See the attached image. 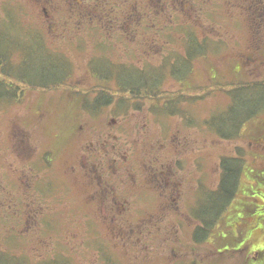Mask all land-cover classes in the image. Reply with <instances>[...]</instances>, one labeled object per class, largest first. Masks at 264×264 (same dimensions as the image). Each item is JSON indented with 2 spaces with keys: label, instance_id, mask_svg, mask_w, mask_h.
<instances>
[{
  "label": "rangeland",
  "instance_id": "374dc122",
  "mask_svg": "<svg viewBox=\"0 0 264 264\" xmlns=\"http://www.w3.org/2000/svg\"><path fill=\"white\" fill-rule=\"evenodd\" d=\"M113 1L108 3L112 24L107 18L92 22L79 35L83 48L62 49L51 47L59 41L49 34L35 0H0V35L10 43L34 42L26 47L59 56L49 59L60 69H40L42 59H37L25 75L37 80L46 73L48 86L17 82L18 90L11 88L9 95L20 93L18 99L0 98V252L22 256V264L54 256L65 258L57 264H264L260 254L250 252L249 238L239 245L253 216L264 217V106L228 138L209 122L226 111L227 91L236 83L264 85V0H128L126 8ZM10 19L13 26L6 30ZM115 24L123 26V34L110 26ZM98 40L103 45L94 49ZM14 51L11 59L19 63L23 53ZM134 83L135 90H123V104V85ZM100 87L112 94L109 114L89 107ZM254 94L250 103L263 92ZM110 117L117 124L107 142L120 149L117 163L130 169L128 186L142 188L141 218L133 208L127 217L140 221H82L80 216L84 205L73 179L80 160L76 153L67 158L64 147L80 148L88 128L98 132ZM52 145L59 149L47 152ZM150 154L157 156L158 167L180 172L181 190L171 199L175 207L148 177ZM226 157L240 162L229 198L233 208L222 211L210 234L201 236V221L193 216H201L205 195L217 188ZM59 176L69 185L58 186Z\"/></svg>",
  "mask_w": 264,
  "mask_h": 264
},
{
  "label": "flooded vegetation",
  "instance_id": "af4514ba",
  "mask_svg": "<svg viewBox=\"0 0 264 264\" xmlns=\"http://www.w3.org/2000/svg\"><path fill=\"white\" fill-rule=\"evenodd\" d=\"M36 4H39L42 8V11L45 16V27L49 30V34L54 35L53 39L58 40L59 43L52 44L51 47H57L62 49L72 48V49H81L84 46L81 41L78 40L79 35L85 32V26L89 27V24L92 22L100 23V19L107 18L110 24H112V9H109L108 3H111L112 0H60L59 4L54 5L52 0H35ZM123 2V8H126V2L128 0H120ZM146 1V0H145ZM150 2H160L163 0H147ZM165 1V0H164ZM173 4L178 2H187L188 0H167ZM195 2V0H191ZM214 1V0H213ZM233 1V0H230ZM63 2V3H62ZM113 2H116L114 0ZM13 8L15 5H12ZM114 8V7H113ZM9 12V10H7ZM202 11V10H201ZM124 10H122V13ZM203 12V11H202ZM118 16H114L117 18ZM128 18V16H126ZM14 20L10 19L5 24L6 30L12 28ZM127 24V23H126ZM105 25V24H104ZM109 25V24H108ZM121 25V24H120ZM117 24L110 25L116 28H119L123 34V26ZM102 28V27H101ZM0 29L3 30L1 27ZM46 29V30H47ZM105 30H108V26H105ZM128 27L126 25V32ZM109 35H111L109 33ZM8 37V36H7ZM5 38V35H4ZM61 44H65L61 47ZM94 49L100 48L103 43L98 40L93 42ZM144 47H151L150 44L145 43ZM111 63V62H109ZM110 66V65H109ZM121 70V69H120ZM118 73V72H117ZM115 74L116 77H119V74ZM107 77H104L105 80ZM121 79V77H119ZM116 81H121V80ZM123 83V82H122ZM69 88L72 86H68ZM73 88V87H72ZM130 90L127 88L123 90ZM75 92V90L73 89ZM133 91V90H130ZM81 94H86V92H81ZM92 97V102L90 103V108H99L103 107L104 112L109 114L110 107L109 103L111 102L112 94H108L103 87H100L99 90H94ZM82 97V96H81ZM76 100L75 98H73ZM127 102V97L123 98V104ZM94 104L98 105L95 106ZM123 107H125L123 105ZM107 108V109H106ZM112 112H115L112 110ZM117 122L113 117H110V120L107 122L101 123V128L96 132L95 126L88 128V137L87 140L81 143L80 148L77 149V146L74 149L67 146L68 142L64 147L65 152L67 153V158L75 153L79 157V162L76 164L77 174L73 175L75 181V192H78V199H80V204L84 205L82 213V221H140L136 219L135 216L140 215L141 205V186L136 187L128 186L130 183L129 178L131 175L127 166L119 165L116 161L117 152L120 151L115 144H108V140H112L111 125H116ZM100 139V141H99ZM56 148L52 145L51 148H47V152H52ZM59 148H56L58 150ZM76 150V151H75ZM73 158V157H72ZM126 158V156H125ZM67 161V160H66ZM157 161L156 155H148L146 159V167L150 168V171H147L150 181L158 188V193H163L165 199L167 200L166 204L174 206L171 199L174 196H178L181 185L182 177L179 170L172 168V166H163L158 167L155 162ZM81 162V163H80ZM202 164V162H200ZM69 171L73 172L75 170V165L69 163L67 164ZM119 166V167H118ZM115 172L116 174H113ZM66 178L62 179L61 176L57 178V183L59 185H69L68 180L64 181ZM167 190L170 191V194L167 193ZM201 191L198 187L197 192ZM49 192V191H47ZM204 194V193H203ZM203 194L200 197H197V202L202 200ZM130 200V204L127 203ZM79 203V201H78ZM132 203V204H131ZM132 206V207H131ZM87 208V212L85 211ZM133 208L131 211L135 216L131 219L127 217V211ZM137 209V211H136ZM194 209H197L194 207ZM96 212L99 217L98 220ZM192 212V211H191ZM202 213V211H201ZM193 214V212H192ZM202 215V214H201ZM140 217V216H139ZM194 217V216H193ZM135 218V219H134ZM141 218V217H140ZM78 220V219H77ZM196 221H199L195 218ZM123 226L120 224V229L123 233ZM197 229L194 228V231ZM130 228L127 230V232ZM124 236V235H123Z\"/></svg>",
  "mask_w": 264,
  "mask_h": 264
},
{
  "label": "trees",
  "instance_id": "16d2710c",
  "mask_svg": "<svg viewBox=\"0 0 264 264\" xmlns=\"http://www.w3.org/2000/svg\"><path fill=\"white\" fill-rule=\"evenodd\" d=\"M4 35H5L4 33L0 35V98H2L4 95H9V91L11 88L16 89L17 91L18 90L17 82L24 84L25 87L26 85L32 87H40V88H45V86H48L47 83L48 81L46 80H48L50 77L46 73L40 74L37 80L27 79V76L25 75L27 66L30 65L33 68L34 66L37 65V63H35L37 59L39 60L42 59V61L40 62L41 63L40 69H42L43 66H47V68L48 66H53L59 72L60 70L59 65L54 64L57 62H54L51 59H49L50 57L54 59H58L59 56H51V54L43 51L42 49L41 52V50L27 48L30 47L32 44H34V42H30L26 44L25 41L17 39L12 43H10L9 42L10 39L8 41L6 38H4ZM15 49H18L23 53V58L19 63L13 62L11 59V55L13 54V52H15L14 51ZM42 53L44 55H42ZM45 59H48L50 61V64H48ZM43 76H45L46 78L42 79L41 77ZM65 76L66 75H59V76L57 75V77L60 78ZM54 83L58 84L57 81L55 80ZM14 84H16V86ZM134 84L136 85H125V86L123 85V89L127 88L128 86V89L135 90L138 84L137 83ZM139 87L141 88L140 85ZM254 90L256 92L258 91L263 92V94L260 95L258 98H255V100H253V102L250 103L249 101H251L253 97H256V95L254 94ZM125 92H123V98L125 97L124 94ZM227 92L230 94V102L228 104L226 111L224 113H216L215 115H212L211 119L209 120L211 128H213L216 131V133L220 135L222 138H228L233 136L237 132V129L242 124H244L248 119L254 117L256 112L264 106V85H262L261 83L239 82L236 83V85L230 88ZM19 94H16V96L10 94L9 96H7V100L10 98L18 99L20 96ZM239 166H240L239 159L235 157H226L221 160L220 176H219L218 184L216 186L217 188L213 189L212 191H210L208 194L205 195V199H204L205 207L203 209L202 215L199 216L197 213H195L194 215V218L196 219L199 218V220L201 221V225L199 227L200 230L203 232L201 233L202 234L201 236H203L204 233L207 232L208 234H205V236L210 234L209 231L215 225L216 221L218 220L217 218L222 214V211L226 210L229 206H230L229 208L230 210L231 208H233L230 205L233 200L229 201V198L230 197L232 198L233 193H235L234 188L236 186L235 184L236 179L237 180L239 179L238 175L240 174ZM262 172L264 174V169L262 170ZM253 217L255 221L254 223L257 224L256 228L253 229V231H251L254 223L251 224V227L247 233V237H245L246 239L242 238L239 245L240 247L244 245L249 238L250 240L249 243L252 242L250 244V252L252 250H255L258 254H260L261 258L262 257L264 258V222H263L264 217L263 215L262 216L257 215ZM197 232H198V228L194 231V233ZM222 234L223 235L220 237H223L225 235L224 232ZM20 257L1 251L0 264H22L20 263L22 262V258ZM61 259H65V258H61L59 256L48 257L45 259L42 258L33 264H57V262H59ZM67 259L68 258L66 257V260ZM68 260L67 262H69Z\"/></svg>",
  "mask_w": 264,
  "mask_h": 264
}]
</instances>
